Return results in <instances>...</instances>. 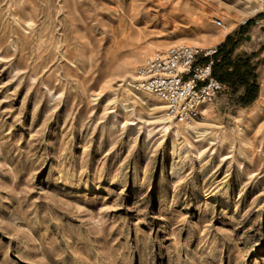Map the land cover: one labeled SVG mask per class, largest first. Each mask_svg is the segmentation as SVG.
<instances>
[{
  "label": "rangeland",
  "instance_id": "obj_1",
  "mask_svg": "<svg viewBox=\"0 0 264 264\" xmlns=\"http://www.w3.org/2000/svg\"><path fill=\"white\" fill-rule=\"evenodd\" d=\"M177 43L255 98L164 130L126 82ZM0 264H264V0H0Z\"/></svg>",
  "mask_w": 264,
  "mask_h": 264
},
{
  "label": "built area",
  "instance_id": "obj_2",
  "mask_svg": "<svg viewBox=\"0 0 264 264\" xmlns=\"http://www.w3.org/2000/svg\"><path fill=\"white\" fill-rule=\"evenodd\" d=\"M213 52H202L187 43L172 44L147 56L126 84L135 92L156 96L163 103L168 119L191 124L226 87L212 75L211 59L196 61L201 53L209 57Z\"/></svg>",
  "mask_w": 264,
  "mask_h": 264
},
{
  "label": "trees",
  "instance_id": "obj_3",
  "mask_svg": "<svg viewBox=\"0 0 264 264\" xmlns=\"http://www.w3.org/2000/svg\"><path fill=\"white\" fill-rule=\"evenodd\" d=\"M248 23V22H246ZM233 46L227 47L222 44L217 47L211 56L212 75L221 83L231 87L236 84H243L246 87L244 98L246 101H252L256 94V84L248 83V75L253 68L247 59L232 58Z\"/></svg>",
  "mask_w": 264,
  "mask_h": 264
},
{
  "label": "bare ground",
  "instance_id": "obj_4",
  "mask_svg": "<svg viewBox=\"0 0 264 264\" xmlns=\"http://www.w3.org/2000/svg\"><path fill=\"white\" fill-rule=\"evenodd\" d=\"M260 8V7H259ZM143 94L145 93V94H148V95H152V94H150V93H146V92H142ZM137 94V93H136ZM152 96H154V95H152ZM147 97V96H146ZM155 98H157L156 96H154ZM141 98V97H140ZM158 99V98H157ZM210 105V104H209ZM164 107V106H163ZM165 122V124L162 126L163 127V129L164 130H168L169 128H170V125H167V122L168 123H170V124H174V123H172V120H170V119H168V118H166V121H164ZM175 124H177V122H175ZM173 125V126H171V128L173 129V132L177 135V134H179L178 132L180 131V130H178V127L176 126V125ZM184 130L186 131V132H189V130H191L192 132H198V130L199 129H197L196 128V126L194 127V126H192L191 124H187L186 125V127L184 128Z\"/></svg>",
  "mask_w": 264,
  "mask_h": 264
}]
</instances>
